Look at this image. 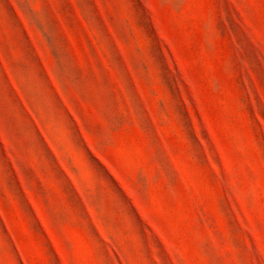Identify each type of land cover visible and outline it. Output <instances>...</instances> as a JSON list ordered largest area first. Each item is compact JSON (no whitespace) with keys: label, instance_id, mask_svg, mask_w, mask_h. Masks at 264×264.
<instances>
[{"label":"rangeland","instance_id":"374dc122","mask_svg":"<svg viewBox=\"0 0 264 264\" xmlns=\"http://www.w3.org/2000/svg\"><path fill=\"white\" fill-rule=\"evenodd\" d=\"M0 264H264V0H0Z\"/></svg>","mask_w":264,"mask_h":264}]
</instances>
